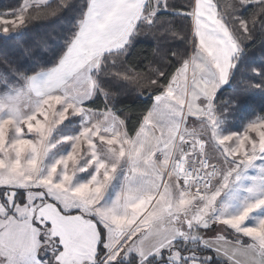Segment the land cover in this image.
Segmentation results:
<instances>
[{
  "label": "snow or ice",
  "instance_id": "snow-or-ice-1",
  "mask_svg": "<svg viewBox=\"0 0 264 264\" xmlns=\"http://www.w3.org/2000/svg\"><path fill=\"white\" fill-rule=\"evenodd\" d=\"M0 264H264V0L0 9Z\"/></svg>",
  "mask_w": 264,
  "mask_h": 264
},
{
  "label": "trees",
  "instance_id": "trees-1",
  "mask_svg": "<svg viewBox=\"0 0 264 264\" xmlns=\"http://www.w3.org/2000/svg\"><path fill=\"white\" fill-rule=\"evenodd\" d=\"M16 2V0H0V9L6 8L7 6H10L11 4H14ZM52 23H58L57 22H52ZM42 30V26L41 25H36L34 28V31H41ZM145 47H147V45H145ZM227 87V86H225Z\"/></svg>",
  "mask_w": 264,
  "mask_h": 264
},
{
  "label": "rangeland",
  "instance_id": "rangeland-1",
  "mask_svg": "<svg viewBox=\"0 0 264 264\" xmlns=\"http://www.w3.org/2000/svg\"><path fill=\"white\" fill-rule=\"evenodd\" d=\"M227 86V85H226Z\"/></svg>",
  "mask_w": 264,
  "mask_h": 264
}]
</instances>
